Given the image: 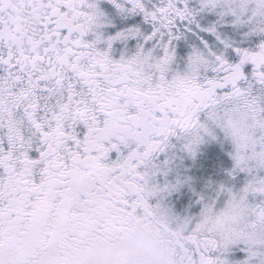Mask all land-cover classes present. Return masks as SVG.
Wrapping results in <instances>:
<instances>
[{
    "label": "snow or ice",
    "instance_id": "6c2138e0",
    "mask_svg": "<svg viewBox=\"0 0 264 264\" xmlns=\"http://www.w3.org/2000/svg\"><path fill=\"white\" fill-rule=\"evenodd\" d=\"M0 264H264V0H0Z\"/></svg>",
    "mask_w": 264,
    "mask_h": 264
}]
</instances>
